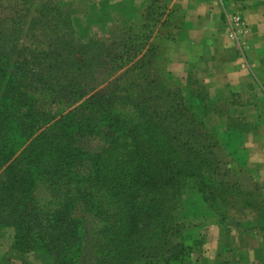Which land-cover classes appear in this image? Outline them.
<instances>
[{
  "label": "trees",
  "instance_id": "obj_1",
  "mask_svg": "<svg viewBox=\"0 0 264 264\" xmlns=\"http://www.w3.org/2000/svg\"><path fill=\"white\" fill-rule=\"evenodd\" d=\"M66 1L0 0V229L15 231L9 259L38 253L47 264H78L85 238L80 207L105 224L96 264L159 256L164 264H185L203 249L196 234L208 225L191 223L200 217L225 226L232 213L250 211L264 240L257 196L226 180L217 151L242 163L241 136L207 127L216 110L208 88L161 75L152 31L142 42L128 32L107 46L95 31L109 25L107 8L78 0L89 5L79 12ZM146 16L153 30L160 21ZM140 56L157 64L155 80L112 91L94 85L105 59L134 68ZM84 135L108 143L87 176L77 171ZM40 182L53 196L62 194L55 211L39 205ZM188 188L195 199L185 204Z\"/></svg>",
  "mask_w": 264,
  "mask_h": 264
},
{
  "label": "crops",
  "instance_id": "obj_2",
  "mask_svg": "<svg viewBox=\"0 0 264 264\" xmlns=\"http://www.w3.org/2000/svg\"><path fill=\"white\" fill-rule=\"evenodd\" d=\"M127 3L162 22L152 36L161 51V75L183 86L191 76L208 88L216 110L206 117L207 127L240 134L244 168L264 181V0H250L242 10L248 32L237 41L230 39L228 27L235 8L222 0H98L101 7ZM208 228V244L188 264H263L261 237L225 226ZM14 234L0 229V264H24L28 256L9 259Z\"/></svg>",
  "mask_w": 264,
  "mask_h": 264
},
{
  "label": "rangeland",
  "instance_id": "obj_3",
  "mask_svg": "<svg viewBox=\"0 0 264 264\" xmlns=\"http://www.w3.org/2000/svg\"><path fill=\"white\" fill-rule=\"evenodd\" d=\"M6 2L7 0H2ZM74 1V2H73ZM68 0L66 3H70L79 10V12H83L84 10L89 9L88 3L84 4L85 6H81V2L78 0ZM96 4H98V0H95ZM68 3V4H69ZM102 8V7H101ZM107 14L111 18V21L107 28L104 31L98 30L99 28L96 26L95 31L101 37V39L105 40L106 45L109 46L111 42L115 39L117 43L125 40L127 35L131 33L134 42H142L146 40L145 38L148 33L154 32L152 30L153 27V19L146 16L147 13H141L134 10L129 3H127L123 8L117 7L115 4H111L107 6ZM160 21V22H159ZM159 24H161V20H158ZM98 28V29H97ZM129 32V33H128ZM122 49H120L121 51ZM143 54V53H142ZM145 54V53H144ZM141 59L139 58L133 59V63L137 62ZM150 57H148V60ZM146 59H141V64L135 66L134 68L131 65H121L120 61L115 62L109 61V59H105L103 65L95 72L94 76V85L98 87L99 90L104 91H112L115 87H124L131 83L143 84L145 82H149L155 80L157 77V73H153L156 70V63L153 65L148 64ZM194 82L195 79L193 77H189L188 81ZM181 84V83H180ZM219 133L223 134V130L218 128ZM107 140L103 137H98L95 135H84L79 139V147L85 152V161L82 162L77 171L80 175L87 176L92 172L91 159L96 154L100 153L102 150L107 148ZM218 158L221 159L225 166L223 167V171L226 173L228 180L231 183H237L241 187L243 192L254 194L257 196V199L261 206L264 208V181H261L258 177L252 175L249 169H245L242 167V163L245 161V155L242 152L236 156L237 160L241 161L237 162L235 156L230 155L228 152L220 150L217 151ZM258 185L260 189L259 192L256 191L255 185ZM192 192L191 188H188L185 191L184 195V203H190L191 200L195 199L194 191L193 195H190ZM258 196H260L258 198ZM36 197L39 205L45 211H55L58 206L63 201V196L61 193H58L56 196H53L50 192L49 188L44 182H40L37 185ZM76 217L80 218L83 222V228L85 233L84 238V246L82 256L78 261V264H96L97 261V252L98 248L102 243L103 233L102 230L105 226L101 220L95 218L93 215L84 212L83 208L80 207L77 210ZM253 218H256V215L250 211L243 212V214H231L230 223L226 224L225 227L229 229H235L237 231H244L242 229H251L247 232L254 233L256 236L263 237V230L255 227V221ZM241 220V221H240ZM196 222V223H193ZM246 225L244 228L239 229L237 227V223ZM192 224H197V226H204L201 230L197 231L196 237L198 239L202 238L204 240L203 248L208 244L207 238L209 228L215 225L213 219L200 217L197 220H192ZM220 227V226H219ZM13 229V228H11ZM15 233V231H14ZM203 251V249H202ZM190 262V261H189ZM186 262L185 264H188ZM48 259L38 253H31L28 256L24 257V264H47ZM135 264H164L162 262V257L159 256L155 259H142ZM226 264H228L226 262Z\"/></svg>",
  "mask_w": 264,
  "mask_h": 264
},
{
  "label": "built area",
  "instance_id": "obj_4",
  "mask_svg": "<svg viewBox=\"0 0 264 264\" xmlns=\"http://www.w3.org/2000/svg\"><path fill=\"white\" fill-rule=\"evenodd\" d=\"M224 3L231 4L235 10L230 13L228 27L230 28L229 37L233 41L244 39L248 32V25L242 10L250 3V0H222Z\"/></svg>",
  "mask_w": 264,
  "mask_h": 264
}]
</instances>
